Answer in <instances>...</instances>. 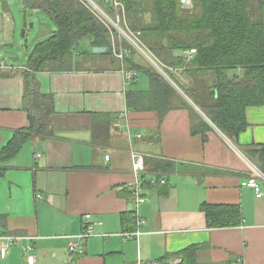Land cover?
<instances>
[{
    "label": "crops",
    "instance_id": "obj_1",
    "mask_svg": "<svg viewBox=\"0 0 264 264\" xmlns=\"http://www.w3.org/2000/svg\"><path fill=\"white\" fill-rule=\"evenodd\" d=\"M44 11L42 0H0V64H7L0 68V149L29 124L21 73L27 61L15 62L24 44L17 32L27 22H44L47 30L32 38L34 47L55 31ZM122 68L36 74L41 90L54 95L52 133L25 143L0 175V234L20 237L0 264H29L28 246L34 264H70L69 244L84 231L86 214L93 235L74 264H135L139 258L178 264L180 256L168 255L192 245L200 246L198 264H264V196L243 185L257 175L264 191V173L245 150L264 144V106L247 108L249 125L236 142L186 95L191 106L173 108L164 118L129 111L126 92L147 89L149 80L140 72L128 80ZM202 118L212 125L205 133ZM134 152L145 157L140 175L133 170ZM156 160L169 166L159 169ZM162 177L166 183L151 184ZM136 180L148 199L138 210ZM205 204L220 212L237 209L238 223L212 225ZM137 230L140 236H122Z\"/></svg>",
    "mask_w": 264,
    "mask_h": 264
},
{
    "label": "trees",
    "instance_id": "obj_2",
    "mask_svg": "<svg viewBox=\"0 0 264 264\" xmlns=\"http://www.w3.org/2000/svg\"><path fill=\"white\" fill-rule=\"evenodd\" d=\"M121 1L126 5L128 26L141 31L145 45L184 94L155 67L144 63L137 50L132 49L124 61L118 59L112 52L109 29L79 0H42L56 29L35 43L21 69L29 124L17 129L0 149V175L25 143L52 133L54 95L41 90L38 72L135 69L148 77L149 87L126 92L129 111H155L164 118L173 108L190 107L187 96L236 142L249 125L247 108L264 106V0H191L190 5L184 0ZM94 46H106L110 51L94 54ZM191 49L197 52L187 61L184 53ZM95 57L102 62L93 61ZM167 67L181 69L179 74L186 82ZM208 120L202 118L203 133L212 129ZM245 150L264 173V144ZM156 165L165 170L169 162L156 160ZM202 208L212 225L238 223L237 209L222 210L223 216L218 207L205 204ZM199 247L189 246L168 255V260L180 256L178 264H198Z\"/></svg>",
    "mask_w": 264,
    "mask_h": 264
},
{
    "label": "built area",
    "instance_id": "obj_3",
    "mask_svg": "<svg viewBox=\"0 0 264 264\" xmlns=\"http://www.w3.org/2000/svg\"><path fill=\"white\" fill-rule=\"evenodd\" d=\"M84 4L88 9L91 10L98 18H100L104 24L109 29L112 52L113 54L124 61V59L131 53L132 49L137 50L139 53L144 55L155 68L161 72L176 88L180 89L175 80L165 71V65L152 53V51L145 45L141 39V31L131 29L126 22V5L121 0H105L101 2L99 0H79ZM187 5L191 4V0H184ZM127 42V45L124 43ZM196 49H191L184 53V56L187 61L191 60L196 54ZM7 67L5 62L0 64V68ZM172 70L174 73H180L181 69H174L167 67ZM123 74L128 80H133L137 77L138 71L135 69L122 68ZM127 110L121 114V117H127ZM117 128L120 127L119 123L115 125ZM142 134L137 133V137H141ZM40 156V154H38ZM134 164L133 170L136 175H140L146 171V162L145 157L142 153L134 152ZM110 156L107 155L106 159L109 160ZM158 182L166 183L165 178L161 179H152L151 184L156 185ZM243 185L248 186L253 189L257 197L264 196V191L262 189L261 183L257 175H252L247 177L243 181ZM132 194L136 204V210L146 202L148 199L143 189V182L141 180H136L132 185ZM143 222L142 219H139V224ZM85 229L83 232L73 236L69 244V254L71 257V263H75V259L79 253L82 252V243L85 238L93 235V221L91 220V214L85 215ZM141 232L137 230L136 232H124L122 233L123 237H135L140 236ZM20 237L15 235H4L0 234V258H5L9 248L15 244ZM31 246L26 248V256L29 264H34L35 256L29 252ZM135 264H159L156 260H142L138 259Z\"/></svg>",
    "mask_w": 264,
    "mask_h": 264
},
{
    "label": "rangeland",
    "instance_id": "obj_4",
    "mask_svg": "<svg viewBox=\"0 0 264 264\" xmlns=\"http://www.w3.org/2000/svg\"><path fill=\"white\" fill-rule=\"evenodd\" d=\"M100 1V0H99ZM24 20H26V19H28V17L26 16V15H28L29 13H27L25 10H24ZM18 14H19V11H18ZM46 12L44 11L43 12V16L44 17H46ZM48 16V15H47ZM49 18V17H48ZM48 20V19H47ZM35 22V24H33L32 25V22H27L26 23V25H25V27H23V28H21V30L20 31H18L17 32V37H18V39H22L23 40V42H24V44H23V47H21V48H19V54H20V59L18 60V61H15L16 63L17 62H19V63H23V62H26L27 61V53L29 52V51H31L32 50V45H33V37H35L36 39L41 35V33H45L46 32V28H47V26L45 25V23L44 22H39V20H35L34 21ZM49 22H50V25H53L54 27H55V24H54V22L49 18ZM25 29H27V33H28V35H26V37H24L25 35H23V32H24V30ZM42 31V32H41ZM29 40V44L30 43H32L31 44V46H29V48H27L26 47V45H27V41ZM124 43L127 45V42H125L124 41ZM18 45V44H17ZM138 52V51H137ZM138 54H139V56H140V58H141V60L144 62V63H146V64H149V65H151V66H153V67H155L154 65H152V63L144 56V55H142L141 53H139L138 52ZM10 61H11V59H9ZM12 62H14V61H12ZM175 74H179V72L178 73H175ZM180 78H182V80L184 81V82H186V80L185 79H183V77H182V75H178ZM176 82V81H175ZM177 83V82H176ZM178 85V84H177ZM178 89V88H177ZM178 90H180V92H182L183 93V91L181 90V89H178ZM184 94V93H183Z\"/></svg>",
    "mask_w": 264,
    "mask_h": 264
},
{
    "label": "water",
    "instance_id": "obj_5",
    "mask_svg": "<svg viewBox=\"0 0 264 264\" xmlns=\"http://www.w3.org/2000/svg\"><path fill=\"white\" fill-rule=\"evenodd\" d=\"M91 51L94 54H106V53H109L110 49L109 47H106V46H94ZM16 59H18V57L14 58V60ZM214 86H216L215 79H214ZM214 93L215 94L217 93L216 90H214Z\"/></svg>",
    "mask_w": 264,
    "mask_h": 264
}]
</instances>
